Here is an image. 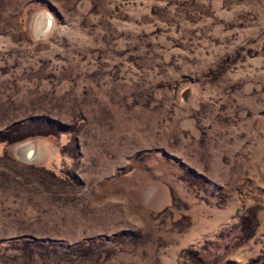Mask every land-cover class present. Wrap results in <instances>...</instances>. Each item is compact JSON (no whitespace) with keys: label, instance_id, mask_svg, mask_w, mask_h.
Wrapping results in <instances>:
<instances>
[{"label":"rangeland","instance_id":"obj_1","mask_svg":"<svg viewBox=\"0 0 264 264\" xmlns=\"http://www.w3.org/2000/svg\"><path fill=\"white\" fill-rule=\"evenodd\" d=\"M0 264H264V0H0Z\"/></svg>","mask_w":264,"mask_h":264},{"label":"bare ground","instance_id":"obj_2","mask_svg":"<svg viewBox=\"0 0 264 264\" xmlns=\"http://www.w3.org/2000/svg\"><path fill=\"white\" fill-rule=\"evenodd\" d=\"M28 154H30V156H28L29 158L28 159H26V158H24L26 155H28ZM21 156H23L22 158L24 159V160H31L32 158H33V156H34V149H32V148H29L26 152H24V154H22Z\"/></svg>","mask_w":264,"mask_h":264},{"label":"water","instance_id":"obj_3","mask_svg":"<svg viewBox=\"0 0 264 264\" xmlns=\"http://www.w3.org/2000/svg\"><path fill=\"white\" fill-rule=\"evenodd\" d=\"M25 144H29L31 146H33V149H34V145L30 144V143H25ZM19 147V146H18ZM16 155L19 157L18 153H17V149H16ZM20 158V157H19ZM35 158V157H34ZM21 159V158H20ZM22 160V159H21ZM23 161V160H22ZM29 162V161H28ZM31 162V161H30Z\"/></svg>","mask_w":264,"mask_h":264}]
</instances>
